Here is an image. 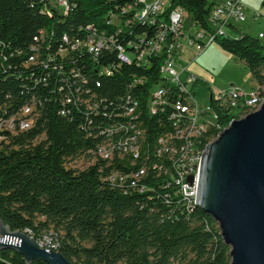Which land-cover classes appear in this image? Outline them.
I'll return each mask as SVG.
<instances>
[{"label":"trees","instance_id":"1","mask_svg":"<svg viewBox=\"0 0 264 264\" xmlns=\"http://www.w3.org/2000/svg\"><path fill=\"white\" fill-rule=\"evenodd\" d=\"M133 1L69 0L68 13L61 15L59 9H51L50 15L46 0H0V117L9 118L34 96L38 98L35 125L29 130L0 132L6 136L0 140V218L11 229L26 231L35 238L45 231L58 232L62 242H58L57 251L76 264H171L174 260L231 264L230 247L218 223L195 203L188 208L173 186H165L164 172L150 167L137 186L107 179L115 169L125 168L131 173L151 165L159 138L171 128L162 114L151 115L149 111V91L162 77L163 57H152L148 67L135 61L122 64L114 76L103 77V86L97 88L112 98L131 92L140 100L147 131L144 152L149 150L150 159L146 160L143 153L134 163L126 160L121 165L115 160L109 166L101 160L81 171L67 167L68 161L95 148L99 138L88 135L93 127L87 126L84 111L72 108L67 114L61 113V97L69 87L64 84L65 90L59 92L63 85L60 77L70 75L72 68H81L94 84L101 78L99 67L118 63L116 52L103 55L99 63L89 55L71 52L63 62L56 54V63L48 61L47 67L26 66L34 38L41 30L46 33L43 51L54 54L64 45L63 37L84 38L89 25L99 33L115 34L116 28L107 23L109 14L120 13ZM215 3L172 0L163 15L168 18L172 8H184L193 23L216 34L214 41L246 64L262 90L264 40L242 31L238 37L217 34L208 21ZM144 31L150 37L156 29L142 22V26L131 28V35L118 37L123 41ZM59 63L64 66L60 77L53 72ZM139 77H145L146 82L129 88L132 78ZM200 81L198 78L197 83ZM130 102V110L137 111V101ZM210 106L217 114L219 125L214 126L219 130L221 126L222 131L233 115L212 96ZM0 264L27 263L21 253L6 248L0 249ZM31 264L49 263L34 260Z\"/></svg>","mask_w":264,"mask_h":264},{"label":"built area","instance_id":"2","mask_svg":"<svg viewBox=\"0 0 264 264\" xmlns=\"http://www.w3.org/2000/svg\"><path fill=\"white\" fill-rule=\"evenodd\" d=\"M171 1L134 0L120 13L109 14L107 23L116 28L115 34L99 33L95 27L89 25L84 38L63 37L64 45L54 54L43 51L46 33L41 30L34 38L36 43L31 46L32 54L26 66L39 64L47 67L48 61L56 63L57 55L63 62L71 52H78L84 57L89 55L94 62L99 63L103 55L107 57L108 54L116 52L118 63L110 62L99 67L97 74L101 78L96 79L94 84L81 68H72L70 75L60 77L64 70L63 64L59 63L53 67V72L57 73L63 82L59 92L65 90L64 84L69 87V92L61 97V113L67 114L72 108L84 111L87 126L93 127L88 135L99 138L95 148L83 152L78 157L94 154L97 161L102 160L109 166L115 160H119L121 165H125L126 160L134 163L143 153L146 154L145 159L149 160L150 153L148 149L144 152L147 131L143 126L140 100L131 92L114 98L100 93L97 88L103 86L102 78L114 76L125 63L131 64L135 61L139 66L148 67L152 57H163V61H169V74L159 77L149 91L150 114H162L171 127L159 138L153 150L155 160L151 165L146 164L131 173L126 172L125 168L112 170L107 179L121 185L130 182L132 186H137L152 167L160 173L164 172L165 186H173L176 193L184 197L189 208L190 204L197 202L202 166L199 153L206 143L214 140L210 138L212 125L219 124L210 102L206 107H200L194 88L199 77L188 70L182 50L186 40L189 46L201 52L214 42L216 34L195 23L194 32L190 34V17L181 6L172 8L166 18L163 14L169 10ZM46 9L50 15L51 9H59L60 14L64 15L70 10V3L69 0H46ZM245 19L241 0H216L208 21L217 34L226 35V28L233 27ZM255 19H258L257 15ZM142 22L153 24L156 29L153 36L149 37L144 31L137 33L134 38L125 37L123 41L120 40V34L131 35V28L142 26ZM257 36L264 40V31ZM145 82V77L132 78L129 88ZM262 95L263 90L259 87L248 93L235 85L220 90L217 94L211 93L212 98L233 115L231 121L234 116L260 107ZM130 101H137V111H130ZM37 102L38 98L34 96L17 114L9 118L0 117V132L29 130V126L35 125L37 121ZM221 129L220 126V132ZM219 133H216L215 137ZM5 137L0 134V140ZM35 239L41 248L51 250L56 248V242H62L60 234L54 230L45 231Z\"/></svg>","mask_w":264,"mask_h":264},{"label":"water","instance_id":"3","mask_svg":"<svg viewBox=\"0 0 264 264\" xmlns=\"http://www.w3.org/2000/svg\"><path fill=\"white\" fill-rule=\"evenodd\" d=\"M197 207L219 225L231 264H264V101L233 119L205 149ZM21 253L27 264H76L61 251L41 248L26 231L0 218V249Z\"/></svg>","mask_w":264,"mask_h":264},{"label":"rangeland","instance_id":"4","mask_svg":"<svg viewBox=\"0 0 264 264\" xmlns=\"http://www.w3.org/2000/svg\"><path fill=\"white\" fill-rule=\"evenodd\" d=\"M242 3L245 7L246 19L236 23V26L240 27L242 31L256 36L260 30L264 29V0H242ZM255 15L258 16V19H255ZM193 25V19L190 16V34L194 32ZM237 34L239 35L240 31H237ZM182 54L185 58L184 63L188 65V70L203 81L198 82L194 86L200 107H206L209 104L211 93L217 94L220 90L229 88L232 85L248 93L259 87L258 82L253 78L246 64L233 54L222 49L218 42L214 41L203 51L198 52L192 46H189L185 40ZM262 90H264V87ZM262 98L263 96H261ZM258 108L254 107V109L241 114L240 117ZM218 132H220L219 128L212 125L210 138L215 139V134ZM96 161L97 158L94 154H88L69 160L67 167L81 171L94 165ZM84 245L90 246L91 243L85 242ZM171 264L184 263L180 260H174Z\"/></svg>","mask_w":264,"mask_h":264},{"label":"bare ground","instance_id":"5","mask_svg":"<svg viewBox=\"0 0 264 264\" xmlns=\"http://www.w3.org/2000/svg\"><path fill=\"white\" fill-rule=\"evenodd\" d=\"M145 23H148L150 25H153L151 22H145ZM169 74V61H164L162 66H161V75L162 77H166V75ZM264 101V97L261 99V104L262 102ZM131 103V102H130ZM136 105V104H135ZM131 106V105H130ZM254 109V108H253ZM134 109L132 108L130 111H133ZM243 114V113H242ZM237 117V116H236ZM235 117V118H236ZM31 126V125H30ZM29 126V128H30ZM15 131V130H14ZM209 143H206L205 147H203L201 149V152L199 153V161H203V154L205 152V149H206V146L208 145ZM195 204L197 205V202H195ZM31 236V235H30ZM33 237V236H32ZM35 238V237H34ZM59 248V244L58 242H56V248H53L52 250H58Z\"/></svg>","mask_w":264,"mask_h":264},{"label":"crops","instance_id":"6","mask_svg":"<svg viewBox=\"0 0 264 264\" xmlns=\"http://www.w3.org/2000/svg\"><path fill=\"white\" fill-rule=\"evenodd\" d=\"M241 2H242V0H241ZM244 5V4H243ZM244 9H245V7H244ZM229 31V32H228ZM237 31H242L241 29H240V27L238 28L236 25L235 26H233V27H228V28H226V32H227V36H232V37H238L239 35L237 34ZM264 31V29L263 30H260L259 32H258V34L260 33V32H263ZM242 32H244V31H242ZM230 33H232V34H230ZM247 33V32H246ZM257 34V35H258ZM256 35V36H257ZM184 58V57H183ZM185 59V58H184ZM255 79V78H254ZM256 80V79H255Z\"/></svg>","mask_w":264,"mask_h":264}]
</instances>
